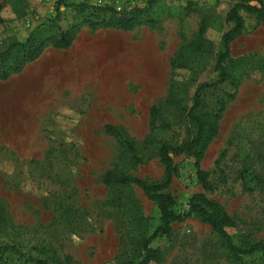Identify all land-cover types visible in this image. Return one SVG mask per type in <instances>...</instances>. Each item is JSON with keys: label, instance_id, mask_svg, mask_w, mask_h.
<instances>
[{"label": "rangeland", "instance_id": "obj_1", "mask_svg": "<svg viewBox=\"0 0 264 264\" xmlns=\"http://www.w3.org/2000/svg\"><path fill=\"white\" fill-rule=\"evenodd\" d=\"M67 4L114 8L125 20L150 0H65ZM264 4V0H260ZM56 0H0V53L29 36L46 39L71 31L69 49L44 48L18 74L0 80V202L8 222L0 241L14 242L22 253L49 264H123L137 260L143 239L158 226L155 206L136 189L112 191L101 183L105 171L117 169L147 182L163 177L152 157L145 164L125 162L118 143L103 131L112 125L140 144L149 134V110L167 96L173 82L186 85L190 105L197 84L215 78L213 56L187 53L190 71L172 73L171 59L196 35L203 17L214 54L229 25L227 0H160L173 13L153 27L125 31L91 28L90 12L60 8ZM191 5L184 17L180 9ZM107 18V16H104ZM234 59L264 56V25L245 17V30L231 47ZM2 68L0 67V71ZM184 126H175L182 135ZM169 138L170 134H164ZM176 173L166 191L183 214L188 201L202 192L194 160L173 158ZM210 174L217 201L235 221L228 233L264 242V72L249 70L236 99L220 121L217 138L200 164ZM254 170L259 187L243 169ZM127 198L111 204L116 194ZM170 237L151 247L164 258L151 264H231L208 226L191 216L173 224ZM236 240V239H235ZM10 264V263H9ZM243 264H260L258 256Z\"/></svg>", "mask_w": 264, "mask_h": 264}, {"label": "trees", "instance_id": "obj_2", "mask_svg": "<svg viewBox=\"0 0 264 264\" xmlns=\"http://www.w3.org/2000/svg\"><path fill=\"white\" fill-rule=\"evenodd\" d=\"M160 0H150L143 9H134L127 21L116 19L114 8L88 7L86 5L73 6L65 0H56V13L59 15L61 7L76 9L77 13L90 12V19L86 22L91 28L110 27L121 30H131L137 26L153 27L159 24L162 17L173 13L171 8L158 6ZM231 3L224 22L229 25L228 30L222 34L217 52L214 54L213 43L207 37L211 26V19L203 17L193 40L174 55L170 62L172 73H181L190 69L187 53L213 56V72L215 78L208 83L197 84L190 99V105L185 103L189 99L186 85L173 82L167 96L158 105L149 110V134L137 144L129 138L124 131L112 125H104L105 134L114 138L118 143L121 154L128 164L135 166L145 164L150 158L158 159L163 166V177L156 182H147L125 174L117 169H110L101 176L100 183L107 189L119 191L121 189H138L142 195L151 202L158 214V226L152 234L142 240L137 260H127L123 264H151L160 263L164 254L151 247V243L159 238L170 237L173 233V224L183 223L187 218L194 216L202 224L209 227L216 236L225 258L231 264H243L246 258L258 256L259 263L264 264V242L252 241L248 236L238 235L236 238L228 233V229L236 227L235 221L225 209L207 194L215 190V184L210 174L203 171L200 164L211 143L217 138L220 131V121L237 96L242 80L249 70L264 72V56H251L234 59L231 55L233 42L245 30V17H250L256 25H264V4L260 0H227ZM191 5L180 9V14L188 16L192 10ZM1 9V6H0ZM104 16H107L104 17ZM73 41V33L64 31L58 35H51L46 39L29 36L22 44H11L0 53V80L6 81L11 75L22 71L24 65L36 61L44 48L51 47L56 50H67ZM184 126L183 134L178 135L174 127ZM170 134L165 138L164 134ZM191 157L194 160L196 179L202 192L194 194L188 201L186 213L179 214L175 208L174 198L166 191L172 184L176 173L173 158L178 156ZM240 179L245 182L249 178L257 186L262 185L261 178L252 169H243ZM127 198L116 194L111 199L113 206H122ZM8 222L5 217V207L0 202V229ZM1 234V233H0ZM236 239V240H235ZM49 264L46 260L22 253L14 242L0 241V264Z\"/></svg>", "mask_w": 264, "mask_h": 264}]
</instances>
